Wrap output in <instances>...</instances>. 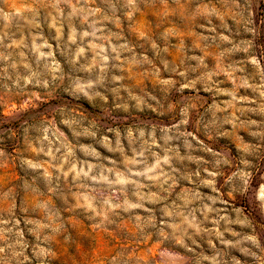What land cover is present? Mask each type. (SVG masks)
Instances as JSON below:
<instances>
[{
    "label": "clouds",
    "instance_id": "1",
    "mask_svg": "<svg viewBox=\"0 0 264 264\" xmlns=\"http://www.w3.org/2000/svg\"><path fill=\"white\" fill-rule=\"evenodd\" d=\"M8 2L0 0L4 5ZM167 2L100 0V7L97 0H25L23 8L13 6L5 11L0 7V21H3L0 29V81H4L0 83V109L6 107L4 97L23 101L29 95L34 96L30 89L47 94L59 88L60 94L71 102L61 100L52 108L55 120H37L29 116L20 123L24 152L15 154V162L26 175L42 170L47 192L57 195L66 211L82 214L94 231L107 233L111 228L138 242L152 237L162 242L155 252L148 250L147 259L121 247L103 257L105 264H242L240 259L231 255L233 252L251 264H264V237L258 238L256 228L250 220L243 218L239 209H233V218L227 214L226 207L218 206L224 202L217 188V181L223 179L230 193L249 199L254 194L259 214L264 216V183L250 193L251 172L247 171L254 167L248 157L260 159L262 156L259 146L238 145L239 163L243 167L224 179V169L231 167L228 158L212 151L187 131L193 111L190 104L179 108V120L171 127L158 129L135 124L122 130L72 111L73 105L81 103L102 111L109 96L118 97L123 91L134 101L132 111L143 114L147 110L160 117L174 114L172 104L164 108L151 92H156L167 102L166 98L173 89L183 93L185 89H194L196 81L181 83L177 87L176 80L158 79L156 84L159 87L151 86L144 95L156 101L159 110L147 104L142 96L134 94L132 88L126 86V82L135 79L133 69L143 70L141 75L148 80L159 73L147 55L138 56L127 42H121L123 29L118 18H124L131 33L134 15L141 8L150 9ZM219 2L223 13L216 8H198L194 15L207 24H211L215 16L227 28L224 16L230 14L237 34L242 28L243 32L254 35L250 11L252 0ZM171 3L177 9L182 6V0H171ZM137 35L141 40L146 39L143 33ZM212 42L217 46L232 44L227 36L219 34L212 37ZM151 50L156 56L160 55L155 44L151 45ZM229 50L235 52L241 48L234 45ZM242 50L249 53L251 45ZM57 53L65 61L63 65L57 59ZM191 59H197L199 67H206L198 57ZM162 63L167 70V60ZM249 63L258 67L254 58H250ZM149 68L151 72L147 71ZM178 75L186 77L185 72ZM212 75L206 71L200 77L206 92L214 91L208 83ZM228 79L238 88H251L264 100V72L256 86L246 79L237 82L230 74ZM244 99H238L233 93L223 109L213 104L210 109L213 119L200 128L202 134L226 138L229 135L223 131L226 125H231L234 131L245 128L243 122L229 114V110ZM113 110L129 114L127 104L114 102ZM247 111L264 118V103ZM13 112L20 114L22 109L9 108V113ZM248 135L264 144V131L248 132ZM8 140L14 141L15 137L9 135ZM97 148L103 149L107 155H102ZM30 155L33 158H29ZM205 155L209 158L204 159ZM10 158V154L0 148V167L6 166ZM39 159L45 163L36 162ZM260 179L264 180V177ZM184 184L191 187H183ZM30 188L27 182L21 185L25 192ZM200 189H209L210 194ZM9 195L5 192L3 198L7 199ZM14 210L15 205L8 209L11 213ZM41 210L47 215L49 204L37 203L31 209L33 212ZM29 212L27 206L21 208L22 214ZM56 216L59 218V213ZM25 224L35 225L28 231L36 237L37 243L32 251L37 259L46 255L41 244H51L53 236L63 230V225L52 227L28 219ZM234 226L249 231H236ZM45 228H50L53 236L41 235ZM63 240L74 243L69 233L63 234ZM217 242L221 247H217ZM205 248L213 255H205ZM26 250L27 243L19 221L0 218V264H31L25 255Z\"/></svg>",
    "mask_w": 264,
    "mask_h": 264
},
{
    "label": "rangeland",
    "instance_id": "2",
    "mask_svg": "<svg viewBox=\"0 0 264 264\" xmlns=\"http://www.w3.org/2000/svg\"><path fill=\"white\" fill-rule=\"evenodd\" d=\"M24 5L25 0H9L7 5L0 3V7H3L5 11L11 10L13 6L23 8ZM97 6L102 7L100 0H97ZM198 8H216L218 11L224 12L219 0H182V6L179 9L171 3V0H168L167 4H158L150 9L141 8L134 15L131 33L129 32V24L124 21L122 16L118 17L121 20L120 27L123 29L121 32L123 40L121 42H127L135 49L136 55H147L159 73L158 76L148 80L141 75L143 70L133 69L135 79L126 82V86L132 88L134 94L142 96L152 108L159 110L156 101H160L164 108H167L169 103L172 104L174 114L160 117L147 110L143 114L132 111L134 101L123 91L118 97L109 96L108 104L104 106L102 111L92 109L85 103L73 105L72 111L101 124L118 127L122 130L135 124L158 129L163 126L171 127L173 123L179 120V108L185 104H190L193 111L191 112V121L187 131L192 132L212 151L219 152L228 158L231 167L224 169V179L231 175L233 171L243 167L239 163L241 156L237 151L238 145L248 144L254 147L259 146L262 149L260 159L248 157L254 165V167L247 169L251 172L250 193H254L259 184L264 183V180L260 179L264 177V144L248 135V132L264 131V118L248 112L247 109L258 107L261 103H264V100H261L259 94L253 92L251 88L236 87L228 79V75L230 74L232 79L237 82L246 79L253 86L259 85L261 82V73L264 72V0H252L251 3L250 11L252 13L254 35L251 32H243L242 28L237 34L235 22L230 14L224 16V23L228 25L227 28L223 27L221 20L215 16L212 18V23L207 24L201 17L194 15ZM165 13H167V16H165ZM2 28L3 21H0V29ZM137 33H143L146 39L141 40ZM217 34L227 36L232 44L225 43L217 46L212 42V37ZM44 35H47V33ZM49 43H51V40H49ZM153 44L160 52L159 56H156L151 50ZM141 45H143V51H141ZM234 45L239 46L241 50L230 51L229 49ZM248 45H251V51L245 53L242 49ZM164 49H167V51H163ZM191 57H198L203 60L206 67H199L198 60L191 59ZM250 58L258 61V67H254L249 63ZM57 59L62 65L65 63L58 53ZM165 59L168 63L167 70H165L162 63ZM147 71L151 72L152 69L149 68ZM206 71L213 73L211 82H208L210 86L214 87L213 92L204 91V82L200 81V77L204 76ZM179 72H185L186 77H180ZM158 79L176 80L177 87L181 83L196 81V86L191 90L185 89L183 93H177L173 89L171 95L166 98L167 102H165V98L157 95L156 92H151V95L156 96V101H153L144 93L149 91L151 86L159 87L156 84ZM0 83H4V81H0ZM30 91L34 93V96L29 95L23 101L4 97L6 107L0 109V148L8 152L11 157L6 166L0 167V218L5 221L13 218L19 221V228L24 231V240L27 243L25 255L29 257L31 264H41V261L42 264H105L103 257L114 253L116 249L121 247L131 249L133 254H142L147 259L148 250L152 249L155 252L157 247L162 245L161 241H157L155 237H152L148 241L138 242L124 237L111 228L107 230V233L103 230L94 231L93 226L82 214L66 211L57 195L47 192L42 170L26 175L15 162V154L24 152L23 143L20 140V123L29 116H33L37 120H55L52 108L59 104L61 100L71 103L67 97L60 94L59 88L47 94L39 89H30ZM233 93L238 99L240 97L246 98L235 104L234 109L229 110V114L236 116L238 122H243L245 128L234 131L231 125H226L223 131L229 134L228 137H206L202 134L200 128L203 124L212 121L211 106L216 104L223 109L231 101ZM114 102L127 104L129 114L115 112L113 110ZM9 108H19L22 109V112L20 114L15 112L10 114ZM241 110H244L243 114ZM251 121H256V124H251ZM57 126L59 127V125ZM60 130L64 131L62 128ZM9 135L15 137V140L9 141ZM97 150L102 155H107L103 149L97 148ZM197 154L203 155V153ZM29 158L33 157L30 155ZM208 158V156H204V159ZM36 162L45 163L43 159ZM25 182L31 185V188L26 192L21 189V185ZM183 187L190 188L191 185L184 184ZM217 188L218 194L224 202L223 205L218 206L226 207L227 214L233 216V218H235L233 209H239L243 214V218L250 220L256 228L255 234L258 238L264 237V216L259 214V207L254 194L249 199L230 193L226 190L223 179L217 181ZM31 189L36 191L33 192ZM200 191L210 194L209 189H200ZM5 192L10 193L7 199L3 198ZM37 203L49 204L47 215L42 210L31 211ZM13 205H15V210L14 213H11L8 209L12 208ZM24 206L30 209L27 215L21 213V208ZM56 213H59V218H57ZM26 219L35 221L38 224H51L52 227L63 225V230L59 235L53 236L50 228H45L40 232L41 235L53 236L51 244H41V247L46 249V255L40 259H37L32 251L37 243L36 237L28 231L29 227L35 225H26ZM234 229L236 231H249L238 226H234ZM64 233L71 234L74 239L73 244L64 242ZM227 238L231 239L230 236ZM262 243H264V240H262ZM217 247H221L218 242ZM204 254L213 255L207 248H205ZM231 255H235L237 259H240L242 264H251V261L246 262L238 253L233 252Z\"/></svg>",
    "mask_w": 264,
    "mask_h": 264
}]
</instances>
